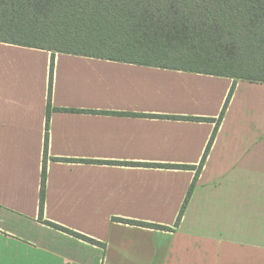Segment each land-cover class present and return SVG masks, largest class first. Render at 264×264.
Here are the masks:
<instances>
[{
    "label": "crops",
    "instance_id": "1",
    "mask_svg": "<svg viewBox=\"0 0 264 264\" xmlns=\"http://www.w3.org/2000/svg\"><path fill=\"white\" fill-rule=\"evenodd\" d=\"M51 60L0 41V264H264V82L237 80L177 226L197 171L163 165L199 166L235 79L57 52L41 219Z\"/></svg>",
    "mask_w": 264,
    "mask_h": 264
},
{
    "label": "trees",
    "instance_id": "2",
    "mask_svg": "<svg viewBox=\"0 0 264 264\" xmlns=\"http://www.w3.org/2000/svg\"><path fill=\"white\" fill-rule=\"evenodd\" d=\"M0 41L52 51L40 218H44L49 158V124L57 52L140 62L233 77L215 130L186 196L183 218L237 80L264 82V0H0ZM66 160V159H63ZM137 165L140 163L128 162ZM115 220L170 229L115 217ZM47 223L94 243L101 242Z\"/></svg>",
    "mask_w": 264,
    "mask_h": 264
},
{
    "label": "snow or ice",
    "instance_id": "3",
    "mask_svg": "<svg viewBox=\"0 0 264 264\" xmlns=\"http://www.w3.org/2000/svg\"><path fill=\"white\" fill-rule=\"evenodd\" d=\"M4 243L3 237L0 236V245H2Z\"/></svg>",
    "mask_w": 264,
    "mask_h": 264
}]
</instances>
